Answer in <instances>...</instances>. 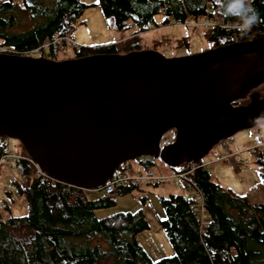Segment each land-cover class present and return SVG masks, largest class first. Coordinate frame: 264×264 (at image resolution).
Listing matches in <instances>:
<instances>
[{"label":"water","instance_id":"1","mask_svg":"<svg viewBox=\"0 0 264 264\" xmlns=\"http://www.w3.org/2000/svg\"><path fill=\"white\" fill-rule=\"evenodd\" d=\"M262 85L264 36L175 58L0 53V138L18 141L52 180L96 189L143 156L170 169L201 162L264 119Z\"/></svg>","mask_w":264,"mask_h":264},{"label":"trees","instance_id":"2","mask_svg":"<svg viewBox=\"0 0 264 264\" xmlns=\"http://www.w3.org/2000/svg\"><path fill=\"white\" fill-rule=\"evenodd\" d=\"M98 4L109 25L123 35L122 39L97 48L63 43L50 47L46 51L48 58L60 60L59 50L68 47L73 48L74 58L143 50L144 35L166 26L171 19L185 22L210 15L214 19L223 17L229 26L240 23L236 18H225L222 12L218 14L220 7L215 0H98ZM251 7L257 16L255 25L264 31V0H251ZM86 8L83 0H0V47L25 55L56 36L70 34ZM20 12L27 13L33 22L25 32L14 31ZM208 31L211 49L237 42V34L230 28ZM182 43L188 45L185 38ZM2 139L0 158L7 145ZM20 151L27 155L24 148ZM253 155L264 186V149ZM192 178L205 196L210 224L201 230L200 220L186 196L161 197L166 215L161 225L175 253L155 261L137 239L150 229L142 209L99 218L97 211L116 204L114 195L90 197L84 189L52 180L41 182L34 177V168L27 164L25 173L16 177L15 183L19 196L27 202L28 213L15 217L9 204L8 216L0 212V264L262 263L264 203L253 204L247 195L221 186L208 170L197 169ZM141 187H125L116 195H127ZM142 203H148L146 196Z\"/></svg>","mask_w":264,"mask_h":264},{"label":"rangeland","instance_id":"3","mask_svg":"<svg viewBox=\"0 0 264 264\" xmlns=\"http://www.w3.org/2000/svg\"><path fill=\"white\" fill-rule=\"evenodd\" d=\"M87 5L85 12L77 23V30L74 34V39L79 47L97 48L120 41L123 35L113 29L105 18L102 8L98 4V0H83ZM158 23H161V18L158 17ZM33 26L27 13H18V23L14 28L15 32H25ZM209 31L203 33L202 38L197 39L191 29L180 26L161 27L160 29L152 30L144 35L141 42L143 50H157L167 58L182 57L187 55L198 54L211 49L212 43L208 39ZM127 36H130L128 34ZM185 38L187 44L182 43ZM60 60L73 59L74 50L71 47L60 49ZM260 91H264V85L260 86ZM242 101V100H241ZM248 103L246 100L242 104ZM259 121H264L261 119ZM0 138V144L3 143ZM9 149L13 152H21L22 145L12 139L5 138ZM260 142H264V126L261 123L250 130H244L236 134L231 139L227 140V145L230 149L237 153L243 152L241 157L244 161L240 168H236L230 161H222L210 165L207 169L216 182L225 188L231 189L240 195H246L254 192L256 195L264 196V186L261 183L257 166L254 164L255 156L247 150L257 146ZM221 148V153L224 152L222 143L216 146L213 151L204 159L207 163L214 159L216 150ZM218 153V152H217ZM161 169L164 172H169V168L162 164L157 171ZM12 177H16L11 174ZM10 172L4 168L0 176V199L7 200L12 210V215L22 217L27 215L28 207L25 199L18 194H14L11 198L5 194L3 187L10 180ZM170 193H184L173 184L162 186L141 187V190H135L132 193L123 196L114 195L116 204L110 208L97 211L99 218L109 217L118 213H135L143 209L142 197L153 204L154 210H145V216L149 223L150 229L139 234L137 239L148 252L150 257L157 261L164 257H172L173 254H167L165 248H173L167 238L157 216L165 217L160 197L169 195ZM256 199V197H255ZM261 201V200H258ZM264 201V197L262 199ZM10 214V213H9ZM169 244V245H168ZM264 258V257H263ZM260 264H264V261Z\"/></svg>","mask_w":264,"mask_h":264},{"label":"built area","instance_id":"4","mask_svg":"<svg viewBox=\"0 0 264 264\" xmlns=\"http://www.w3.org/2000/svg\"><path fill=\"white\" fill-rule=\"evenodd\" d=\"M216 12L218 14L221 13L220 8H217ZM238 25L239 24H234L232 26H229L226 24L223 17L220 16L217 19H214L210 17V15H207L202 19L196 20L191 18L185 22H179L175 19H171L170 22L164 27H186L193 31L197 39L202 38L203 33L206 30H210L216 27L227 29L230 28L234 30L237 34V42H249L264 36V31L258 30L256 25H253L251 30L247 33L241 32ZM77 28L78 27L75 26L74 30H72L70 34L64 37L56 36L44 45L36 48L31 52H27L25 55L20 56L48 58L46 55V51L52 46H60L63 43L78 46L76 41L72 38ZM154 30L156 29L154 28ZM0 53L18 55L13 51H10L9 49L3 47H0ZM222 146L224 147V152L221 153V151H219L216 155H214V159L209 163H207L205 160H202L200 164H186L185 169L182 170H180L182 166L177 169L169 168L170 170L167 173L161 171V169L157 171V169L160 168V166L163 164V162L159 158L143 156L138 160L122 165L115 173V176H113L104 186L96 189L84 190L88 192L90 197H101L116 195L120 190H123L125 187L130 186H160L164 184H173L175 187L186 191V198L190 203L192 211L197 214L200 220L201 230H203L204 227L210 224V219L206 209L205 196L193 181V173L197 169L207 170V167L210 164L219 163L222 161H230L231 164H233L236 168H240L244 163L242 159L237 158L241 157L243 152H233L230 149L229 145H227V141H223ZM261 149H264V142H260L259 144H257V146L252 147L247 151L253 155L254 153H256V151ZM27 164H30L34 168V177L36 179H39L41 182L52 180L44 171H42V169L36 163H34V161L28 155L23 154L22 152L11 151L8 145H6L4 154L0 158V176L2 170L6 168L10 172V175L13 174L17 178L22 177L25 173ZM16 177L10 178L9 182L6 183V185L3 187L5 194L9 197H13L14 194L19 195L18 189L16 187L17 185L15 183ZM145 207L151 208V204L147 203L145 204ZM0 212L4 216L9 215L8 202L5 199H0Z\"/></svg>","mask_w":264,"mask_h":264},{"label":"clouds","instance_id":"5","mask_svg":"<svg viewBox=\"0 0 264 264\" xmlns=\"http://www.w3.org/2000/svg\"><path fill=\"white\" fill-rule=\"evenodd\" d=\"M225 18L233 17L240 21L238 27L247 33L257 22V16L251 7V0H215ZM264 126V121H257Z\"/></svg>","mask_w":264,"mask_h":264},{"label":"crops","instance_id":"6","mask_svg":"<svg viewBox=\"0 0 264 264\" xmlns=\"http://www.w3.org/2000/svg\"><path fill=\"white\" fill-rule=\"evenodd\" d=\"M219 151H221V148H218L217 150H216V154H217V152H219ZM211 162V161H210ZM212 164H214V163H212ZM212 164H210V165H212ZM209 165V166H210ZM208 166V167H209ZM207 167V168H208ZM208 170V169H207ZM162 171V170H161ZM164 172V171H163ZM10 178H12V176L10 175L9 176ZM217 183H219V182H217ZM164 185H166V184H164ZM160 186H162V185H160ZM176 189H179L180 191H182V192H184V193H170L169 195H171V194H179V195H184V196H186V191H184V190H182V189H180V188H178V187H176ZM169 195H166V196H162V197H167V196H169ZM248 197H249V199H250V201L253 203V204H259V203H264V201H262V199H263V197L264 196H261L260 194L259 195H256V194H254V192H251L250 193V195L249 194H246ZM255 197H256V199H255ZM161 198V197H160ZM258 200H261V201H258ZM147 202L148 203H150L151 204V208H146L145 207V205L143 204V212L145 211V210H148V211H150V210H154L155 208H154V206H153V204L147 199ZM147 204V203H146ZM164 210V209H163ZM165 213V212H164ZM145 214V213H144ZM157 216H158V218H159V222H160V224H161V221L162 220H164L165 219V217H166V215H165V217L164 218H161V216H159L158 215V213H157ZM162 226V225H161ZM165 232V231H164ZM171 243V242H170ZM169 245V244H168ZM172 245V244H171ZM172 247H173V245H172ZM166 249V252H167V254L169 255V254H173V252L175 253V251H174V248H170V247H168V248H165Z\"/></svg>","mask_w":264,"mask_h":264},{"label":"flooded vegetation","instance_id":"7","mask_svg":"<svg viewBox=\"0 0 264 264\" xmlns=\"http://www.w3.org/2000/svg\"><path fill=\"white\" fill-rule=\"evenodd\" d=\"M255 91L260 92V93L263 95V97H264V91H260L259 89H256ZM255 91H254V92H255ZM246 102H249V98L246 99ZM245 104H246V103H244V104L240 103V104H238V105H245Z\"/></svg>","mask_w":264,"mask_h":264}]
</instances>
